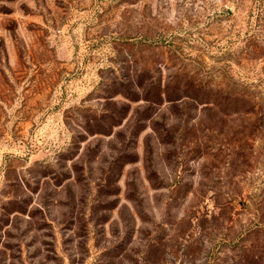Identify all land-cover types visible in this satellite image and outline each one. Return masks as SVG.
<instances>
[{
	"label": "rangeland",
	"instance_id": "374dc122",
	"mask_svg": "<svg viewBox=\"0 0 264 264\" xmlns=\"http://www.w3.org/2000/svg\"><path fill=\"white\" fill-rule=\"evenodd\" d=\"M0 264H264V0H0Z\"/></svg>",
	"mask_w": 264,
	"mask_h": 264
},
{
	"label": "trees",
	"instance_id": "16d2710c",
	"mask_svg": "<svg viewBox=\"0 0 264 264\" xmlns=\"http://www.w3.org/2000/svg\"><path fill=\"white\" fill-rule=\"evenodd\" d=\"M150 85L154 86L151 87L154 89L153 96L149 98V96H145L144 94L142 99L155 103L156 99L161 100L162 95H165V90L160 89L159 82L153 81ZM191 91L192 95L183 96L190 99L195 106L201 105L202 111H213L214 109H217L215 114L219 113L223 118L230 115L238 116V118L239 116L243 118H252L255 115L253 105L242 95H236L227 91H218L217 89L208 86L202 89L200 87L192 86ZM181 97L182 96L172 98L168 96L166 100L173 102ZM224 101L226 102L223 103Z\"/></svg>",
	"mask_w": 264,
	"mask_h": 264
}]
</instances>
